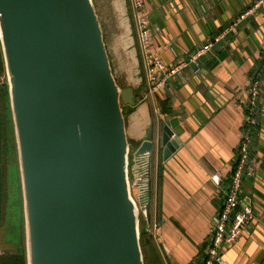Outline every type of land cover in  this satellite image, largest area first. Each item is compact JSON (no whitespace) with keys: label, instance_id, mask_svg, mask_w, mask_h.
<instances>
[{"label":"water","instance_id":"1","mask_svg":"<svg viewBox=\"0 0 264 264\" xmlns=\"http://www.w3.org/2000/svg\"><path fill=\"white\" fill-rule=\"evenodd\" d=\"M0 43L27 264H144L155 126L131 158L123 107L135 94L116 82L92 0H0ZM174 138L167 123L165 151Z\"/></svg>","mask_w":264,"mask_h":264},{"label":"crops","instance_id":"2","mask_svg":"<svg viewBox=\"0 0 264 264\" xmlns=\"http://www.w3.org/2000/svg\"><path fill=\"white\" fill-rule=\"evenodd\" d=\"M142 1L150 14L152 51L166 65L212 45L197 69L190 64L150 93L131 0H92L116 82L135 94V106L123 107L131 158L155 126L144 264H203L238 155L249 108L247 91L254 80L258 105L264 107V14L212 43L256 0ZM255 116L250 174L240 194L241 205L251 207L254 217L235 245L219 249L216 264H264V118L259 112ZM167 123L173 126L175 143L165 151L160 138ZM133 165L130 159L132 181ZM215 174L220 186L212 181ZM138 193L133 190L135 197ZM13 251L5 264H20V251Z\"/></svg>","mask_w":264,"mask_h":264},{"label":"built area","instance_id":"3","mask_svg":"<svg viewBox=\"0 0 264 264\" xmlns=\"http://www.w3.org/2000/svg\"><path fill=\"white\" fill-rule=\"evenodd\" d=\"M131 10L137 32L138 45L140 48L143 65L146 71L150 86V93H156L167 82L174 78L177 73L188 67L196 65L199 58L208 52L212 45H206L195 51L189 58L181 59L173 66L166 65L162 59L153 53L152 46V25L150 14L142 0H131ZM259 13L264 14V0H256L249 8L236 17L221 35L215 38L219 42L223 37L235 32L241 24ZM197 71V70H196ZM248 94V115L244 124V133L238 146V155L234 163L230 182L224 193V201L221 211L216 219L210 246L207 250L203 264H216L219 257V249L227 245H235L243 236L246 227L254 217L251 207L242 206L240 194L247 176H249L250 146L255 129L258 126L257 112L264 118V107H259L258 82L254 80L247 91ZM212 181L220 186L222 184L219 175H213Z\"/></svg>","mask_w":264,"mask_h":264},{"label":"rangeland","instance_id":"4","mask_svg":"<svg viewBox=\"0 0 264 264\" xmlns=\"http://www.w3.org/2000/svg\"><path fill=\"white\" fill-rule=\"evenodd\" d=\"M2 55L0 43V56ZM1 88L6 90L8 94V96L6 95L5 102L1 95ZM0 134V193H3V202L1 200L0 203V245H3L4 248H0V256L1 258L3 257L2 260L0 259V264H5L9 260L11 253L14 252V247L18 252L21 249L25 250L27 264L25 214L20 164L5 67L3 69L2 67L0 68ZM130 181H132L131 175ZM141 218H143L142 213L139 217L140 223Z\"/></svg>","mask_w":264,"mask_h":264},{"label":"trees","instance_id":"5","mask_svg":"<svg viewBox=\"0 0 264 264\" xmlns=\"http://www.w3.org/2000/svg\"><path fill=\"white\" fill-rule=\"evenodd\" d=\"M0 63L2 65V66L0 65V68L2 67V69H3L5 67L3 55L0 56ZM1 95H2V97L4 99V102H5L6 95L8 96L7 91L1 88ZM0 137H1V134H0ZM1 200L3 202V193H0V203H1ZM145 228H146V221L143 218H141V223H140V236H141L142 249H144V244H145V237H146ZM21 252H22V254H20V256H21V258H20L21 264H26V252H25L24 249L23 250L21 249L20 253Z\"/></svg>","mask_w":264,"mask_h":264}]
</instances>
